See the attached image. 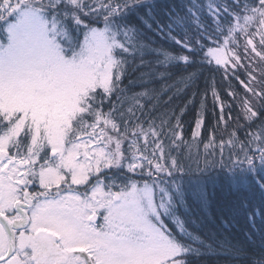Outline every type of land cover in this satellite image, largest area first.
Masks as SVG:
<instances>
[{
  "label": "snow or ice",
  "instance_id": "snow-or-ice-1",
  "mask_svg": "<svg viewBox=\"0 0 264 264\" xmlns=\"http://www.w3.org/2000/svg\"><path fill=\"white\" fill-rule=\"evenodd\" d=\"M0 264H264V0H0Z\"/></svg>",
  "mask_w": 264,
  "mask_h": 264
},
{
  "label": "trees",
  "instance_id": "trees-1",
  "mask_svg": "<svg viewBox=\"0 0 264 264\" xmlns=\"http://www.w3.org/2000/svg\"><path fill=\"white\" fill-rule=\"evenodd\" d=\"M177 34L180 35L181 37H188L189 39L192 40L193 43H195V39H196V32L194 31V27L191 24L190 19L185 23V26L183 28H177ZM191 118L189 117V120ZM239 228H241V230L243 228H247L248 225L245 224L243 221H241V224L238 225Z\"/></svg>",
  "mask_w": 264,
  "mask_h": 264
}]
</instances>
